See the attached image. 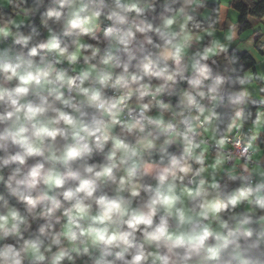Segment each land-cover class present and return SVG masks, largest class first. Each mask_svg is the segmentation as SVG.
Masks as SVG:
<instances>
[{
	"label": "clouds",
	"instance_id": "clouds-1",
	"mask_svg": "<svg viewBox=\"0 0 264 264\" xmlns=\"http://www.w3.org/2000/svg\"><path fill=\"white\" fill-rule=\"evenodd\" d=\"M0 264H264V0H0Z\"/></svg>",
	"mask_w": 264,
	"mask_h": 264
}]
</instances>
